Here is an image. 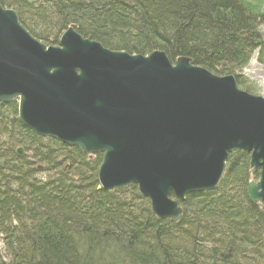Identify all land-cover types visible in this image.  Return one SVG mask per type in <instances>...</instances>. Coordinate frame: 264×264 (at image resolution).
<instances>
[{"label": "trees", "instance_id": "16d2710c", "mask_svg": "<svg viewBox=\"0 0 264 264\" xmlns=\"http://www.w3.org/2000/svg\"><path fill=\"white\" fill-rule=\"evenodd\" d=\"M0 4L47 45L75 24L109 49L188 57L234 75L251 93L243 70L258 47L264 11L247 0ZM18 106L0 102V264H264V207L248 196L260 171L253 172L249 152H230L218 187L189 194L180 220L159 219L136 185L100 187L103 154L36 134L19 120Z\"/></svg>", "mask_w": 264, "mask_h": 264}, {"label": "water", "instance_id": "95a60500", "mask_svg": "<svg viewBox=\"0 0 264 264\" xmlns=\"http://www.w3.org/2000/svg\"><path fill=\"white\" fill-rule=\"evenodd\" d=\"M12 100L36 134L103 154L100 187L136 185L159 219L180 220L189 194L216 189L234 149L259 169L248 196L264 207V96L234 75L161 50H112L75 24L47 45L0 4V102Z\"/></svg>", "mask_w": 264, "mask_h": 264}, {"label": "rangeland", "instance_id": "374dc122", "mask_svg": "<svg viewBox=\"0 0 264 264\" xmlns=\"http://www.w3.org/2000/svg\"><path fill=\"white\" fill-rule=\"evenodd\" d=\"M247 1L251 6L257 8L261 6V11H264V0ZM257 31L259 32L260 43L249 64L244 68L243 76L249 83L252 94L264 96V23L258 26Z\"/></svg>", "mask_w": 264, "mask_h": 264}, {"label": "flooded vegetation", "instance_id": "af4514ba", "mask_svg": "<svg viewBox=\"0 0 264 264\" xmlns=\"http://www.w3.org/2000/svg\"><path fill=\"white\" fill-rule=\"evenodd\" d=\"M259 40H257V42H258Z\"/></svg>", "mask_w": 264, "mask_h": 264}]
</instances>
